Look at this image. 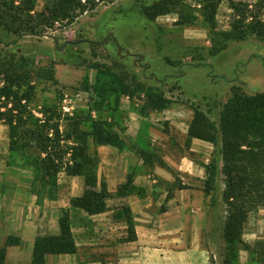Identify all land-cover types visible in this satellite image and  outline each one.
<instances>
[{
  "label": "rangeland",
  "instance_id": "rangeland-1",
  "mask_svg": "<svg viewBox=\"0 0 264 264\" xmlns=\"http://www.w3.org/2000/svg\"><path fill=\"white\" fill-rule=\"evenodd\" d=\"M48 2L33 0L30 13H5L0 18L7 22L0 24V55H13L16 62L22 56L26 61L35 87L30 104L37 116L42 108L54 106L61 130L70 131L68 118L76 115L101 120L116 131L124 142L121 148L90 144L98 159L97 182L106 184L105 178L125 174L127 178L114 190L106 185V209L121 208V212L93 221L69 205V199L84 190L82 176L66 175L62 169L53 183L41 180L31 164L35 154L10 149L8 129L1 125L0 248L8 236L19 240L5 248L4 264H30L27 247L33 233H53L66 211L74 238L88 236L95 222L102 242L110 232L108 225L125 221L127 205L120 195L131 177L140 173L155 180L160 174L156 167L171 176L170 190L191 189L184 196L185 213L195 214L194 221L204 224L200 234L201 245L208 251L207 264L209 257L215 264L227 260L262 264L241 244L225 241L219 171L214 190L204 192L207 165L215 162L219 168L218 148L189 138L187 127L194 109L217 122L234 88L242 94L264 93V41L252 35L243 40L226 37L233 14L226 0L104 1L73 20L57 18L34 33L25 28L13 32L19 23L14 18L21 16L26 22L33 16L37 22V14ZM154 3L161 4L164 13L149 19L144 9ZM149 93L160 95L166 103L154 108ZM133 163L136 167L128 166ZM242 239L249 244L264 240V206L249 213ZM87 244L82 248L88 253ZM103 247L100 243L97 255L105 254ZM68 260L62 259L61 264H70ZM49 264L59 263L51 259Z\"/></svg>",
  "mask_w": 264,
  "mask_h": 264
},
{
  "label": "trees",
  "instance_id": "trees-1",
  "mask_svg": "<svg viewBox=\"0 0 264 264\" xmlns=\"http://www.w3.org/2000/svg\"><path fill=\"white\" fill-rule=\"evenodd\" d=\"M104 1L114 0H49L37 14L40 17L37 22L33 16H29L26 22L20 19L21 16L14 18L16 21L19 19V23L13 32L20 33L25 28L34 33L37 27L50 25L57 18L73 20ZM226 1L233 11L231 32L226 37L243 40L252 35L264 41V0L254 3ZM1 5L4 12H0V18L5 17V13L14 16V13L33 11V0H0ZM163 10L161 4L154 3L145 8L144 13L152 19L164 13ZM1 21L0 24H7ZM14 59L8 53L0 55V126L6 125L8 129L9 148L33 152L35 155L31 164L41 180L53 183L62 169L66 175L82 176L84 190L69 199L70 207L88 215L104 212L109 191L104 182H97L98 159L90 144L121 148L123 140L105 122L93 120L90 116L68 118L70 131L60 129V115L54 106L42 108L40 116H37L30 104L35 87L25 68L26 61L22 56L17 62ZM231 91L217 122L205 112L194 109L187 136L210 142L218 148L219 168L215 162L207 165L204 192L208 194L214 190L216 172L219 171L223 182L221 199L225 206V241L241 244L256 261L264 264V240L249 244L242 239L249 213L264 206V93L242 94L235 88ZM148 95L154 108H161L166 103V99L156 93ZM125 221L128 235L123 241H131L135 237L127 207ZM57 226L56 233L36 234L30 264H46L47 254H72L76 251L68 211L57 219ZM18 241L9 236L6 238L4 246L0 248V264H4L5 248L18 244ZM209 263L215 264L211 257ZM226 264L233 263L227 260Z\"/></svg>",
  "mask_w": 264,
  "mask_h": 264
},
{
  "label": "crops",
  "instance_id": "crops-1",
  "mask_svg": "<svg viewBox=\"0 0 264 264\" xmlns=\"http://www.w3.org/2000/svg\"><path fill=\"white\" fill-rule=\"evenodd\" d=\"M136 167L135 163L128 164ZM127 168V165H126ZM160 173L155 180L147 175H133L129 184L124 188L120 199L127 205L133 224L134 239L121 241L127 234L125 221L108 225L101 242L98 224L92 223L88 236L79 235L75 238L76 251L72 254H47L46 264L53 259L61 264L62 259H69L70 264L86 262L87 264H207L208 251L201 245L200 231L204 224L194 221L195 214L185 213V193L191 189L178 188L170 190L172 178L163 169L156 167ZM126 174L118 179L105 178L108 189L114 190L117 184L126 181ZM170 191L172 195L170 196ZM201 193L202 190H194ZM80 194V193H79ZM77 194V195H79ZM164 204L159 210V205ZM153 205V206H151ZM106 209L104 212L89 215L93 221L116 211ZM38 230V229H37ZM37 230H34L37 232ZM58 230L57 221L53 233ZM46 232V231H45ZM28 243L27 251L31 256L34 238L33 233ZM88 243V253L82 246ZM102 243L104 255H97L96 250ZM104 251V250H103ZM83 259V260H82ZM85 263V264H86ZM64 264V263H63Z\"/></svg>",
  "mask_w": 264,
  "mask_h": 264
}]
</instances>
